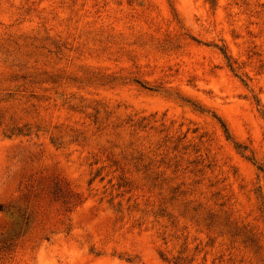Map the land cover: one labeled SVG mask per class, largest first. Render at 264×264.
I'll return each mask as SVG.
<instances>
[{"label": "rangeland", "instance_id": "rangeland-1", "mask_svg": "<svg viewBox=\"0 0 264 264\" xmlns=\"http://www.w3.org/2000/svg\"><path fill=\"white\" fill-rule=\"evenodd\" d=\"M264 0H0V264H264Z\"/></svg>", "mask_w": 264, "mask_h": 264}, {"label": "trees", "instance_id": "trees-1", "mask_svg": "<svg viewBox=\"0 0 264 264\" xmlns=\"http://www.w3.org/2000/svg\"><path fill=\"white\" fill-rule=\"evenodd\" d=\"M258 169L264 173V165L259 166Z\"/></svg>", "mask_w": 264, "mask_h": 264}]
</instances>
